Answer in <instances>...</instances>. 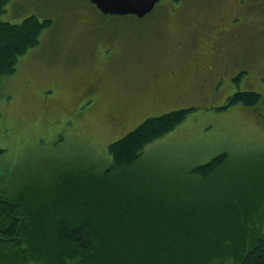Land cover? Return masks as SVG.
Returning a JSON list of instances; mask_svg holds the SVG:
<instances>
[{"label":"rangeland","instance_id":"1","mask_svg":"<svg viewBox=\"0 0 264 264\" xmlns=\"http://www.w3.org/2000/svg\"><path fill=\"white\" fill-rule=\"evenodd\" d=\"M247 1L264 8V0ZM165 3L160 0L141 18L106 19L88 0L8 1L0 22L18 24L35 16L52 24L18 58L15 71L0 78V187L16 188L28 177L54 187L72 171L102 172L111 163L110 143L148 117L192 109L182 123L144 148L129 176L181 199L195 192L197 198H229L244 189L264 192V33L248 44H234L236 52L223 55L224 66L206 89L181 93L157 70L177 59L174 50L165 57V42L160 47ZM82 14L89 26L79 22ZM78 22L86 26L82 31ZM196 23L199 38L205 40V29L218 22ZM247 24L264 27V22ZM170 38L176 41L178 34ZM116 51L118 58L104 61ZM100 75V93L85 104L81 97L86 84ZM156 80L161 87L151 85ZM238 91L259 93L262 103L218 109ZM223 152L227 159L220 170L207 177L191 173Z\"/></svg>","mask_w":264,"mask_h":264},{"label":"trees","instance_id":"2","mask_svg":"<svg viewBox=\"0 0 264 264\" xmlns=\"http://www.w3.org/2000/svg\"><path fill=\"white\" fill-rule=\"evenodd\" d=\"M8 1L0 0V15ZM51 24L35 16L0 22V78ZM261 103V94L238 91L218 109ZM191 110L148 117L110 143L102 172L72 171L54 187L36 177L0 187V264H264V192L181 199L127 172ZM261 119L264 125V109ZM226 159L217 154L191 173L207 177Z\"/></svg>","mask_w":264,"mask_h":264},{"label":"flooded vegetation","instance_id":"3","mask_svg":"<svg viewBox=\"0 0 264 264\" xmlns=\"http://www.w3.org/2000/svg\"><path fill=\"white\" fill-rule=\"evenodd\" d=\"M166 1L161 19L165 24L161 30L163 36L160 47L165 42L163 49L165 57L170 50H174L177 52V59L175 62L171 59L169 64H165L163 71L158 68L157 70L163 74L162 80L168 79V83L171 81L181 93L196 94V88L206 89L213 83V78L224 66L225 57L223 55L231 56L236 52L233 48L234 44L237 46L248 44L255 36L259 37L264 33V27L251 24L252 27L248 28V22H264V8L247 0H208L212 1L211 3H204L205 0H203L201 4L196 3L201 0ZM98 12L106 19L115 16L103 14L99 10ZM79 22L86 26L90 24L85 15ZM79 22L78 27L82 31L86 26ZM196 22L218 23L205 29L204 35L207 37L202 40L199 38L200 34L197 33L199 24ZM225 22H229V28ZM233 22L242 23L235 26ZM170 34H178V39L171 40ZM110 42L113 44V40ZM118 56L119 53L116 51L105 57L104 61L113 60ZM102 83L103 76L100 75L92 83L86 84L85 88L88 89L85 90L87 92H83L81 100L86 104L98 96ZM154 84L161 87L158 80L151 85ZM149 99L154 102L150 97Z\"/></svg>","mask_w":264,"mask_h":264},{"label":"water","instance_id":"4","mask_svg":"<svg viewBox=\"0 0 264 264\" xmlns=\"http://www.w3.org/2000/svg\"><path fill=\"white\" fill-rule=\"evenodd\" d=\"M103 14L134 15L138 18L150 13L160 0H88Z\"/></svg>","mask_w":264,"mask_h":264}]
</instances>
